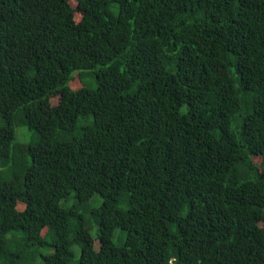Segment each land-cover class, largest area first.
Masks as SVG:
<instances>
[{
	"label": "trees",
	"instance_id": "1",
	"mask_svg": "<svg viewBox=\"0 0 264 264\" xmlns=\"http://www.w3.org/2000/svg\"><path fill=\"white\" fill-rule=\"evenodd\" d=\"M0 264H264V0H0Z\"/></svg>",
	"mask_w": 264,
	"mask_h": 264
},
{
	"label": "rangeland",
	"instance_id": "2",
	"mask_svg": "<svg viewBox=\"0 0 264 264\" xmlns=\"http://www.w3.org/2000/svg\"><path fill=\"white\" fill-rule=\"evenodd\" d=\"M81 76V75H80ZM81 81H83L82 79H80ZM22 129H24V130H22ZM25 127H19L18 128V130H19V132H20V137H21V139L24 141L25 139H26V135H25ZM96 196H98L97 194L91 199V201H90V205H95L96 203H98L99 202V199H100V197H99V199H98V197H96ZM86 213V217H87V219L88 220H90V221H92V217H91V214H90V212H85ZM90 231H91V233H92V235L93 236H96L97 235V227L95 226L94 227V225L91 227V229H90ZM126 238V232L125 231H122V230H120V229H118L117 231H116V237H115V241H116V243H121V242H123L124 241V239ZM74 248H75V250L77 251V253L79 254V250H80V246L79 245H74Z\"/></svg>",
	"mask_w": 264,
	"mask_h": 264
}]
</instances>
